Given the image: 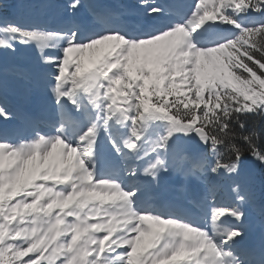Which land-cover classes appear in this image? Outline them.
Instances as JSON below:
<instances>
[{"label":"snow or ice","instance_id":"1","mask_svg":"<svg viewBox=\"0 0 264 264\" xmlns=\"http://www.w3.org/2000/svg\"><path fill=\"white\" fill-rule=\"evenodd\" d=\"M41 7L58 22L0 17V50H39L5 73L52 105L0 133V264H264L244 244L245 162L264 169V0ZM16 118L0 99V121ZM168 183L184 198L162 206Z\"/></svg>","mask_w":264,"mask_h":264},{"label":"rangeland","instance_id":"2","mask_svg":"<svg viewBox=\"0 0 264 264\" xmlns=\"http://www.w3.org/2000/svg\"><path fill=\"white\" fill-rule=\"evenodd\" d=\"M90 3H94V2H98V0H89ZM44 1H40V0H33L32 2L30 1H23L20 3L22 10L18 11L15 13L16 18H21L24 20H29V19H35L37 17H45V14L43 13V9L41 7L42 4H44ZM23 51L25 54L30 55L36 57L39 56V50L36 49L34 46L30 47V48H25L24 46H21V50ZM3 53H4V59H3ZM20 54H22V52H18ZM96 57V53H85L84 54V62L85 64H90ZM32 58V59H33ZM2 61V62H1ZM30 60H18L16 59V55H10L8 53H5L2 51V54H0V64L1 63H19L21 65H28ZM11 84H16L22 87V91L24 92V95H26V100L30 103L33 102L34 99V94L33 91H31V85L30 83H28L27 81L24 80H18L16 78L12 79ZM48 96V91L46 92V94H44L43 96ZM226 188V187H225ZM227 190V188H226ZM222 196V195H220ZM258 219L262 220V225L261 228L262 230H264V209H261L258 213H256L255 216V221L257 222ZM249 233L247 231V236L249 237Z\"/></svg>","mask_w":264,"mask_h":264},{"label":"trees","instance_id":"3","mask_svg":"<svg viewBox=\"0 0 264 264\" xmlns=\"http://www.w3.org/2000/svg\"><path fill=\"white\" fill-rule=\"evenodd\" d=\"M20 0H0V11L12 13L14 12V9L16 8L17 4ZM253 123L255 124L256 128L262 129L264 128V120L257 117L253 120ZM250 161L245 162V168H248L247 163ZM256 171L253 175L249 174L248 172L245 173V177L248 179L253 194H254V200L259 199L258 198V190L261 192V194H264V169L260 168L258 165H256Z\"/></svg>","mask_w":264,"mask_h":264},{"label":"bare ground","instance_id":"4","mask_svg":"<svg viewBox=\"0 0 264 264\" xmlns=\"http://www.w3.org/2000/svg\"><path fill=\"white\" fill-rule=\"evenodd\" d=\"M0 54H2V50H0ZM3 59H4V53H3ZM2 62V61H1ZM2 67V66H1ZM3 68V67H2ZM14 88H16V85L14 86ZM8 93L9 94H7V95H11L10 93H11V90H8ZM12 98H14L15 99V97L14 96H11Z\"/></svg>","mask_w":264,"mask_h":264}]
</instances>
